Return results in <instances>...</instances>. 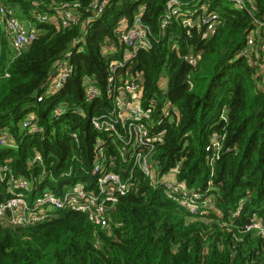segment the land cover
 Returning a JSON list of instances; mask_svg holds the SVG:
<instances>
[{
	"label": "trees",
	"instance_id": "16d2710c",
	"mask_svg": "<svg viewBox=\"0 0 264 264\" xmlns=\"http://www.w3.org/2000/svg\"><path fill=\"white\" fill-rule=\"evenodd\" d=\"M166 1L108 0L87 28L83 50L73 52V71L62 90L37 102L52 65L81 29L37 22L34 12L51 13L68 2L85 18L89 0H0L39 30L31 45L14 56L0 25V129L10 130L15 139L13 146H0V202L10 196L11 177L33 181L30 197L44 190L59 194L76 175L77 181L86 179L96 135L89 117L108 103L105 97L86 103L82 79L89 75L103 88L109 61L120 58L124 50L117 27L140 13L152 32V48L139 50L119 73L142 79L143 106L157 103L154 119L160 118L164 99L172 102L173 118L162 119L156 128L164 136L154 152L155 165L161 173L175 169L178 180L195 190H204L211 181L214 209L193 217L176 199L141 179L139 191L119 196L105 228L86 213L68 208L27 227L0 224V264H264V237L241 231L253 216L264 219V72L236 57L254 28L253 18L264 14V0H253L251 13L226 0H209L207 8L218 12L222 21L208 35L178 20L161 30ZM105 48L115 52L106 57ZM188 53L198 57L195 67L182 61ZM58 101L84 106L87 118L70 111L52 120L50 110ZM30 110L40 118L39 134L20 130ZM71 131L79 134V147ZM213 135H223V146L211 171L205 146ZM36 152L42 161L32 164ZM74 154L76 159L71 158ZM117 159L112 168L119 172ZM69 169L71 175L60 177Z\"/></svg>",
	"mask_w": 264,
	"mask_h": 264
},
{
	"label": "built area",
	"instance_id": "2783aa9c",
	"mask_svg": "<svg viewBox=\"0 0 264 264\" xmlns=\"http://www.w3.org/2000/svg\"><path fill=\"white\" fill-rule=\"evenodd\" d=\"M209 0H167L165 10L160 18V29L165 30L171 20L181 21L188 28H195L208 35L222 21L221 15L207 8ZM237 10L249 13L253 10V0H226ZM108 0H89L90 14L82 18L75 12L73 5L62 2L53 8L51 13L34 12L37 22L48 23L52 15L58 18L62 27L79 25V35L71 41L70 48L55 61L49 73L44 88L37 96V102L60 92L72 74V57L75 52H81L85 44L87 28L92 21L103 13ZM143 5L140 6V10ZM254 28L246 35L245 44L238 50L236 57L245 58L257 70L264 72V14L253 18ZM0 25L7 33L14 56L31 45L39 30L35 25L25 23L18 17L16 9L11 5L0 3ZM117 37L124 46L120 58H114L108 63V74L103 88L89 75L83 76V98L86 103L106 99L107 106L89 117V124L95 132L91 145V162L85 171L86 179L77 181V175L70 177V184H65L61 193L44 190L39 195L30 197L33 181L23 177H11L10 196L0 202V224L10 228H22L41 222L54 211L68 208L84 212L90 220L105 228L108 226L110 213L114 210L120 195L139 191L141 179L153 188H160L167 197L176 199L179 206L187 210L193 217H202L214 209L215 200L211 194V186L204 190H195L178 180L177 171L170 169L159 172L154 161L157 144L163 139V130L159 128L162 119L173 118L174 106L170 100L164 99L160 107V118L154 119L153 112L157 103L151 101L143 106V82L139 76L123 78L119 70L125 68L139 50L152 48L153 37L150 27L143 22L140 13L136 14L130 23L122 20L117 27ZM74 52V53H73ZM115 50H102L106 57ZM191 67L197 65L198 57L192 53L182 56ZM162 94H166V80L160 86ZM72 111L81 118H87L84 106L58 101L50 110V118L59 120ZM222 117H224L222 115ZM20 130L26 134H39L43 130L38 114L30 110L19 123ZM73 143L79 147V134L69 133ZM223 135H213L205 146L207 162L213 171L214 162L222 151ZM14 136L10 130L0 129V146H13ZM112 148H116L114 154ZM76 159L74 154L71 157ZM118 158V159H117ZM114 159L119 160L120 171L112 168ZM41 155L36 152L32 164L41 163ZM82 170L84 162L80 160ZM71 169L60 174V177L71 175ZM212 175V173H211ZM0 167V180L3 179ZM53 178V177H52ZM75 178V179H74ZM79 178V177H78ZM94 183H89V180ZM57 181L56 178H53ZM242 204V202H240ZM240 208L234 212L239 213ZM226 225V224H222ZM242 232L253 233L264 237V219L253 216L241 227Z\"/></svg>",
	"mask_w": 264,
	"mask_h": 264
},
{
	"label": "crops",
	"instance_id": "0c3cea01",
	"mask_svg": "<svg viewBox=\"0 0 264 264\" xmlns=\"http://www.w3.org/2000/svg\"><path fill=\"white\" fill-rule=\"evenodd\" d=\"M21 19L23 20V21H25V23H28V24H32V25H34V23L32 22V20H29V19H27L26 17H21ZM51 22H54V23H58V18H56L55 16H53L52 15V20H51ZM163 80H166V79H163Z\"/></svg>",
	"mask_w": 264,
	"mask_h": 264
},
{
	"label": "rangeland",
	"instance_id": "374dc122",
	"mask_svg": "<svg viewBox=\"0 0 264 264\" xmlns=\"http://www.w3.org/2000/svg\"><path fill=\"white\" fill-rule=\"evenodd\" d=\"M162 83H163V81H162Z\"/></svg>",
	"mask_w": 264,
	"mask_h": 264
},
{
	"label": "water",
	"instance_id": "95a60500",
	"mask_svg": "<svg viewBox=\"0 0 264 264\" xmlns=\"http://www.w3.org/2000/svg\"><path fill=\"white\" fill-rule=\"evenodd\" d=\"M183 61V60H182Z\"/></svg>",
	"mask_w": 264,
	"mask_h": 264
}]
</instances>
